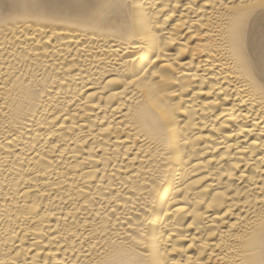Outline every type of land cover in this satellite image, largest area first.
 I'll list each match as a JSON object with an SVG mask.
<instances>
[{
  "label": "bare ground",
  "instance_id": "obj_1",
  "mask_svg": "<svg viewBox=\"0 0 264 264\" xmlns=\"http://www.w3.org/2000/svg\"><path fill=\"white\" fill-rule=\"evenodd\" d=\"M0 264H264V0H0Z\"/></svg>",
  "mask_w": 264,
  "mask_h": 264
}]
</instances>
